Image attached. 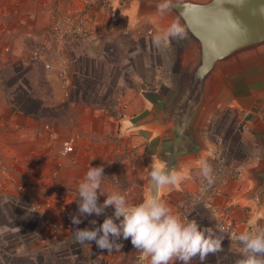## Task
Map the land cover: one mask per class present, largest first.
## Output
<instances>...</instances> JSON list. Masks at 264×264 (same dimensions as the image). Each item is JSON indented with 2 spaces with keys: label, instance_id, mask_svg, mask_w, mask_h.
Wrapping results in <instances>:
<instances>
[{
  "label": "crops",
  "instance_id": "crops-1",
  "mask_svg": "<svg viewBox=\"0 0 264 264\" xmlns=\"http://www.w3.org/2000/svg\"><path fill=\"white\" fill-rule=\"evenodd\" d=\"M50 1L52 0H0V28H7L13 33L12 36L18 35L19 37L23 34V31L19 27L17 19H27L37 25L44 24L46 14L42 8H47ZM89 2H93L94 5L104 4L114 8L119 14L117 27L120 33L109 43L104 42L105 39L99 36H94L86 43L67 44L62 49H57L55 45H53L55 47L49 49L48 47L43 49L44 47L41 46L40 48L44 51V60L42 61L50 60L55 63L60 61V64H63L66 68V78L70 83L67 101L63 98L64 95L61 94L60 89L52 91L54 89L53 85L48 84V89L52 92L50 96L45 93L44 99H48L47 101L53 105H46L41 101V104H43L41 110L52 112L50 116L53 119H59L61 123L65 122L67 127L84 128L88 133L87 128H90V131L93 132V130H96L94 126H97V132L102 131L101 134H106V131L109 132L111 120L114 118L110 116L106 122L96 121L93 116L99 114L104 103H98V108L91 107L90 104H94L98 97L103 99L109 97L108 83L111 85L114 83L115 88L124 86L123 103L126 106V111L114 120L120 129L121 136H126L127 143H124L123 146H127L128 152L130 151L133 155L139 156L141 160L140 162L130 161V158L126 155L121 160L120 166L125 171L124 178L128 181L134 178V181L138 182V186H134L128 194V202L139 204L145 198L157 195L167 203L174 214H178L186 198L193 195L198 188L199 162L201 160L209 161L211 152L219 148V142H222L221 150L227 147V143L223 139L215 138L212 135L211 118L213 111L211 107L218 95L220 79L232 75L219 77L214 95L207 99L200 112L194 126V135L198 144L197 151L193 153L183 152L174 157L172 153L175 146L174 137L169 128L158 120V117L161 109L170 102L177 91V70L181 65L183 55L180 53L175 39L162 40L159 45L153 43V37L163 36L171 25L170 22L158 11L140 9L135 0H67L66 3L68 5L73 4L77 8H85ZM148 32H151V34L148 35ZM3 37L0 35V40H3ZM44 44L49 46L47 42ZM105 47H112L117 52L126 54V56H120L122 58L120 64L128 67L130 71H134L133 75L124 74L123 78L115 80V82L114 79H110L111 73L106 72L104 76L99 77L97 73L101 72L103 61H106L107 58L104 52ZM94 59L102 60L101 65L99 64L101 69L98 70L99 67ZM5 60L6 58L0 54V67ZM75 62H79L81 66L77 68ZM83 62L84 64H82ZM259 67L264 69V65H261L240 72L247 73ZM53 70L55 69L53 68ZM149 72H152V74L149 75ZM52 76H55L54 71L49 74L48 78ZM139 82L146 84L143 86ZM87 112L91 117L90 120L84 124L79 123L82 116ZM59 113L62 114V120ZM41 117L44 118L46 115L42 114ZM13 119H16L15 127L23 130L26 124L30 126V130H36L41 124L35 117L19 112L13 116ZM262 129H264V124L250 132L253 138L252 145L242 144L246 147L244 158H246L247 170L244 169L243 174L239 176L235 175L236 180H228L224 193L215 201L216 205L227 212L242 231L247 220L257 217L264 218V193L260 197L254 195L258 182L253 176L263 166V148L255 135L256 132ZM90 139L84 144V148L90 147ZM131 148L132 150H130ZM78 157L81 161V168L74 172H68L66 175L67 180L73 182L74 186L80 178L85 176L89 166L97 167V155L89 157L79 151ZM153 163H164L169 170L181 171L187 169L191 179L184 180L179 189H164L157 192L150 183L148 175L151 170L150 166ZM133 168L136 169L135 174L132 171ZM105 189L101 187L100 190L105 193ZM102 203L101 199L98 198V204ZM8 206L15 207L13 205ZM113 212L112 207L105 209L102 215L95 217L96 223L112 216ZM87 217L79 218L82 221ZM194 219L202 228L206 227L209 213L199 207L196 210ZM115 222L119 223V221ZM79 226L92 227L95 225L82 221L77 225V227ZM222 246V252L215 256L209 255L203 264H237L239 259L231 253L225 240ZM94 256L97 259L104 258L108 260L109 264H148V261L141 256L140 252L133 248L130 240H126L123 249H120V251L108 252L95 247ZM177 264H180V262L178 261ZM191 264H201V262L196 258L191 261Z\"/></svg>",
  "mask_w": 264,
  "mask_h": 264
},
{
  "label": "rangeland",
  "instance_id": "rangeland-1",
  "mask_svg": "<svg viewBox=\"0 0 264 264\" xmlns=\"http://www.w3.org/2000/svg\"><path fill=\"white\" fill-rule=\"evenodd\" d=\"M66 2L67 0H52L47 8H42L46 14V21L42 25L34 24L33 21L23 18L17 19V23L23 31L19 37L18 35L12 36L13 33L7 28H0V35L4 36V39L0 40V54L6 58L0 67V155L7 156L8 151L19 154L22 160L19 163V168L22 178L31 188L30 191H35L39 195H63L64 208L73 216L78 215L77 187L84 177L80 178L74 186L73 182L67 180L66 175L68 172H74L81 168L79 151L89 157L97 155V167L102 166L104 169L105 178L101 187L106 188V192L105 195H100L98 192V198L102 202L106 195L114 191H119L128 198V194L134 186H138V182H135L134 178L129 181L124 178L125 171L120 166L121 160L125 155L130 158V161L140 162L141 160L139 156L128 152L127 146H123L124 143H127L126 136H121L120 129L114 119L119 118L126 111V106L123 103L125 87L115 88L114 83L107 84L108 98L98 97L99 101L96 99L94 104H90L91 107L98 108V103H104L99 114L93 116L96 121L106 122L108 117L114 118L111 120L109 132L106 131V134H101L102 131L97 132V126H94L96 130L93 132L87 128L88 133L84 128L67 127L65 122L61 123L59 119H53L50 116L52 112L43 111V109L41 115L45 114L47 120L42 122L36 130H30V126L27 124L24 125V130L15 127L16 119H13V116L18 112L21 113L20 109L32 111L35 108L37 112L36 102L39 105H53L47 101L48 99H44L45 93L50 96L52 91L60 89L61 94L68 93L69 97L70 83L68 82L67 87L64 86L58 76L60 69H64L67 77L66 68L60 64V61H56V63L50 60L42 61L44 60V51L40 48L43 46V49H47V47L49 49L56 46L57 49H62L67 45L47 39V32L53 21L52 16L60 13L68 5ZM45 42L49 46L45 45ZM104 42L109 43L106 40ZM34 51L39 54L37 62L31 60V53ZM104 52L107 58L106 61H103V69L97 73L99 77L104 76L106 72L111 73L110 79H114L115 82V80L123 78L124 74L133 75L134 71H130L128 67L120 64L122 59L120 56H126V54L117 52L112 47H105ZM94 61L97 62L98 70L101 69L100 62L102 60L94 59ZM47 63L55 69L53 70L55 76L51 78L48 76L53 71L51 70L52 72L49 73L50 71L48 72L44 67ZM75 64L77 68L81 66L79 62H75ZM151 74L152 72H149V75ZM50 83L54 88L52 91L48 89ZM140 84L145 86L146 83ZM68 97L63 96L66 101ZM22 100L24 104L19 107L17 102ZM211 108L213 111L212 135L227 143V147L223 151L227 158L228 171L231 172L228 180H236V176L243 174L244 169L247 170L246 158H244L246 147L242 144L252 145L253 138L250 132L264 124V69L259 67L247 73L239 72L229 77H222L218 95ZM59 116L62 120V114L59 113ZM90 118L87 112L79 123L84 124ZM46 124L53 127V136H38ZM69 137H74L76 140L75 150L74 153L61 160L62 166L59 167L57 164L59 163L60 144ZM89 139L91 140L90 147L84 148V144ZM238 167H241V171L235 172ZM132 171L134 174L136 173L135 168ZM45 215L49 216L53 222H60L61 211H49ZM95 217L96 215L93 214L82 221L91 224L90 221H96ZM102 222L97 221L92 227L79 226L76 228L91 230ZM45 233H47V228L39 216L22 208L9 207L8 204L0 203V264H109L108 260L97 259L94 256V242H90L89 245H80L76 242L61 247L54 240L50 245H47L42 242V235ZM119 241L122 244V250L126 240L120 239Z\"/></svg>",
  "mask_w": 264,
  "mask_h": 264
},
{
  "label": "clouds",
  "instance_id": "clouds-1",
  "mask_svg": "<svg viewBox=\"0 0 264 264\" xmlns=\"http://www.w3.org/2000/svg\"><path fill=\"white\" fill-rule=\"evenodd\" d=\"M173 7L171 0H162L158 5L161 13L170 11ZM187 33L179 20L174 21L163 36L153 37V43L159 45L161 41L169 39H184ZM199 176L207 182L214 183L213 168L207 160L199 162ZM148 175L150 183L157 192L164 189H179L184 180L191 179L187 169L177 171L167 169L164 163H153ZM102 166L88 167L84 179L78 184L76 200L78 215H73L71 223L79 225V217L95 214L100 216L105 209L112 207L113 215L106 217L99 227L76 228L72 235L80 245L94 242L97 248L108 252L120 251L122 244L118 240H130L134 249L148 261V264H191L193 259L203 264L209 255H217L223 251L224 229L217 226L201 227L196 220L182 219L174 214L171 208L157 195L145 198L139 204H130L125 195L114 191L106 195L102 204H98V192L105 176ZM115 221H119L116 223ZM92 225L95 220L90 221ZM252 228L239 234L232 233V240L239 247L242 258L237 264H264V228L255 221Z\"/></svg>",
  "mask_w": 264,
  "mask_h": 264
},
{
  "label": "water",
  "instance_id": "water-1",
  "mask_svg": "<svg viewBox=\"0 0 264 264\" xmlns=\"http://www.w3.org/2000/svg\"><path fill=\"white\" fill-rule=\"evenodd\" d=\"M140 9L158 11L162 0H135ZM161 13L186 30L175 39L182 56L177 70V91L161 109L158 120L169 128L177 157L197 151L194 126L207 99L214 95L220 76L264 65V0H171ZM263 148V166L254 173V195L264 193V129L256 132Z\"/></svg>",
  "mask_w": 264,
  "mask_h": 264
},
{
  "label": "built area",
  "instance_id": "built-area-1",
  "mask_svg": "<svg viewBox=\"0 0 264 264\" xmlns=\"http://www.w3.org/2000/svg\"><path fill=\"white\" fill-rule=\"evenodd\" d=\"M52 18L53 21L47 32V39L61 45L86 43L94 36L112 42L115 36L120 33L117 27L119 14L114 8L104 4L94 5L93 2H90L85 8H77L69 4L60 13L53 15ZM149 34L151 32H148ZM31 60L33 62L39 60L37 51L31 53ZM44 67L48 72L50 71L49 73L53 71V67L49 63L45 64ZM58 76L62 84L67 87L68 80L64 69H60ZM64 96L67 97L68 94L65 93ZM53 131V127L46 124L42 127L38 136H53ZM75 146L76 140L74 137H69L61 142L57 166H62L61 160L74 153ZM221 146L222 142H219V148L211 152L208 161L213 168L214 183L209 186L200 176L196 192L186 198L178 211V215L182 219L185 216L188 219H194L197 208L205 209L209 213L206 227H222L224 231L219 234L224 237L231 253L241 259L239 247L231 238L232 233L239 234L250 230L253 221L259 227L264 228V218L257 217L247 220L242 231L228 213L216 205L215 201L224 193L228 176L231 173L228 171L227 158L221 150ZM8 152L7 156L0 155V203L22 208L39 216L47 228V233L42 235L43 243L50 245L55 240L56 244L61 247L76 243L72 232L77 226L71 223L70 218L72 215L64 208V196L61 194L39 195L35 191H30L31 188L22 178V172L19 168V163L22 161L19 154ZM238 168L235 172H240V167ZM56 210L61 211L60 222H53L49 216L45 215L46 212ZM117 243H120V241L118 240ZM95 247L97 248L96 245Z\"/></svg>",
  "mask_w": 264,
  "mask_h": 264
},
{
  "label": "trees",
  "instance_id": "trees-1",
  "mask_svg": "<svg viewBox=\"0 0 264 264\" xmlns=\"http://www.w3.org/2000/svg\"><path fill=\"white\" fill-rule=\"evenodd\" d=\"M17 103H18L19 107H21L24 104L23 103V100L20 101V102H17ZM36 106H37V112H36V109L35 108L32 111H24V110H21L20 109V112L23 113V114H25V115L35 117L36 119H38L40 121V123H42V122L46 121L47 118L46 117H44V118L41 117L42 116L41 115V105L37 104V102H36Z\"/></svg>",
  "mask_w": 264,
  "mask_h": 264
}]
</instances>
